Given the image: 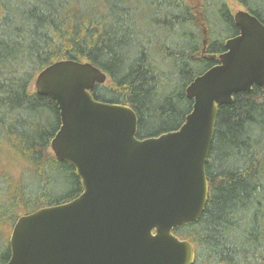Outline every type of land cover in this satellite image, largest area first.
<instances>
[{
    "label": "trees",
    "instance_id": "obj_1",
    "mask_svg": "<svg viewBox=\"0 0 264 264\" xmlns=\"http://www.w3.org/2000/svg\"><path fill=\"white\" fill-rule=\"evenodd\" d=\"M231 3L264 25V0H0V264L17 217L82 191L50 148L60 115L36 75L88 61L106 74L93 98L131 107L137 138L175 131L192 108L187 85L238 34ZM205 175L201 214L173 229L193 245L191 264H264L263 87L218 106Z\"/></svg>",
    "mask_w": 264,
    "mask_h": 264
},
{
    "label": "water",
    "instance_id": "obj_2",
    "mask_svg": "<svg viewBox=\"0 0 264 264\" xmlns=\"http://www.w3.org/2000/svg\"><path fill=\"white\" fill-rule=\"evenodd\" d=\"M233 19L238 34L185 89L192 108L183 124L159 136L137 138L131 107L93 98L106 74L88 61L58 60L36 75V92L50 96L60 115L50 148L74 167L82 191L17 217L5 264L193 262V245L173 229L197 220L205 206L218 106L264 88V25L244 9Z\"/></svg>",
    "mask_w": 264,
    "mask_h": 264
},
{
    "label": "rangeland",
    "instance_id": "obj_3",
    "mask_svg": "<svg viewBox=\"0 0 264 264\" xmlns=\"http://www.w3.org/2000/svg\"><path fill=\"white\" fill-rule=\"evenodd\" d=\"M187 1L189 3H191V4H194L196 2V0H187ZM231 5H232V11H233V13L235 11L239 10V9H243L241 6H239V5L235 4V3H231ZM143 25H145V24L143 23Z\"/></svg>",
    "mask_w": 264,
    "mask_h": 264
}]
</instances>
